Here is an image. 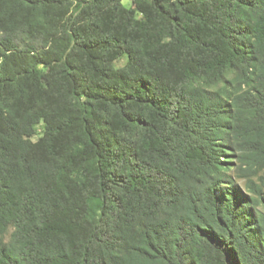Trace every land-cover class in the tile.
<instances>
[{"label": "trees", "instance_id": "16d2710c", "mask_svg": "<svg viewBox=\"0 0 264 264\" xmlns=\"http://www.w3.org/2000/svg\"><path fill=\"white\" fill-rule=\"evenodd\" d=\"M0 264H264V0H0Z\"/></svg>", "mask_w": 264, "mask_h": 264}, {"label": "rangeland", "instance_id": "374dc122", "mask_svg": "<svg viewBox=\"0 0 264 264\" xmlns=\"http://www.w3.org/2000/svg\"><path fill=\"white\" fill-rule=\"evenodd\" d=\"M139 0H123V5L127 8L135 9L137 7ZM38 136L35 137L37 139Z\"/></svg>", "mask_w": 264, "mask_h": 264}]
</instances>
